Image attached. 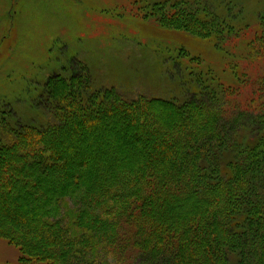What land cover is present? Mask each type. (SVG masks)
<instances>
[{
	"label": "rangeland",
	"instance_id": "obj_1",
	"mask_svg": "<svg viewBox=\"0 0 264 264\" xmlns=\"http://www.w3.org/2000/svg\"><path fill=\"white\" fill-rule=\"evenodd\" d=\"M144 1L0 0V161L7 159L4 151L14 138L13 131L19 132L25 142H31L33 135L38 134L40 139L43 131L61 123L62 115L68 122L66 126L73 119L81 123L77 146L72 141L54 142L64 157L73 154L76 161L88 157V144L92 157L101 146L97 136L109 131L113 140L110 147L120 146L134 137L131 132H119L121 126L127 122L136 125L142 117L140 112L134 121L128 111L111 121L103 112L110 104H101L111 94L129 101L145 97L179 106L196 101L202 110L218 103L231 109L230 115L219 121L225 144L217 145L202 159L200 166L205 170L218 164L222 173L230 172L231 164L245 157L247 148L260 142L259 147L264 145V130L252 124V114L264 112V99L258 93L264 61L250 57L248 51L255 30L264 20V0ZM173 3L214 28L205 34L206 29L197 28L201 35L159 21L154 5ZM91 104L97 108L90 109ZM70 106H77L81 112L67 111ZM143 106L141 115L147 122H141L136 131L146 133L158 128L161 140L176 136L169 127L180 116L177 110L156 105L154 117ZM236 114L243 117L235 120ZM182 116L188 120L186 109H182ZM17 146L22 153L28 150L21 144ZM144 153L133 150L129 155ZM1 174L0 183L11 182ZM97 174H101L99 170ZM255 177L250 178V197L263 200L264 173ZM52 184L57 189L62 186L61 181L52 180ZM24 196L25 192L11 195V191L0 189V222L8 219L6 213L11 212L17 216L25 214L32 223L46 217L37 212L36 202ZM84 196V189H78L54 201L52 207L46 205L53 209L54 217L48 219H60V225L69 226V219L82 207ZM243 223L235 220L234 231L246 232ZM4 229L9 231L6 226ZM226 253L227 264H242L241 250L229 249ZM90 256L88 264L115 261L106 248H99L96 255L91 252ZM159 256L146 254L137 257L133 264H166L165 256ZM20 257V247L0 235V264H21Z\"/></svg>",
	"mask_w": 264,
	"mask_h": 264
},
{
	"label": "trees",
	"instance_id": "obj_2",
	"mask_svg": "<svg viewBox=\"0 0 264 264\" xmlns=\"http://www.w3.org/2000/svg\"><path fill=\"white\" fill-rule=\"evenodd\" d=\"M153 8L159 21L179 28L200 32L197 28L202 27L206 29L204 34L214 28L213 24L197 19L196 14L179 9L176 3L155 4ZM248 48L250 57L264 61V20ZM259 83L262 86L258 93L264 99V75ZM102 103L110 104L103 112L111 121L120 113L131 111L134 121L141 112L143 124L147 122L141 115L143 105L154 117L156 105L177 110L180 116L169 127L176 136L161 140L157 127L141 133L136 131L141 122L136 125L127 122L119 132H131L133 138L111 148L112 131L101 133L97 136L101 146L95 154L91 157L88 144L85 146L88 157L76 161L73 154L64 157L54 142L63 134L67 143L72 141L77 146L81 135L78 120L73 119L66 126L68 122L62 115L61 123L43 131L40 139L38 134L33 135L31 142H25L19 132L13 131L14 138L4 151L7 159L0 161L1 175L11 182L0 183V189L11 191V195L25 192L23 198L36 202L37 212L47 217L32 223L25 214L17 216L10 211L6 213L8 219L0 222V235L20 247L21 264H88L91 252L96 255L99 248H106L114 256V264H133L137 257L146 254L154 257L163 254L166 264H227L229 249L241 250L242 264H264V198L250 197L253 189L250 178L264 173V145L259 147L260 142L252 149L247 148L243 152L245 157H238L227 173H222L218 164L208 170L200 166L217 145L225 144L219 121L222 116L228 117L231 109L218 103L202 110L196 101L180 106L145 97L129 101L118 94L107 95ZM94 107L97 108L91 104L89 108ZM132 107L138 108V112ZM182 109L187 111L186 121ZM71 110L81 112L77 106L67 109ZM241 115L236 114L235 120ZM252 116V124L264 130V112ZM38 140L42 142L36 144ZM20 144L28 150L22 153L16 147ZM133 150L146 153L129 155ZM126 154L127 157L116 159ZM52 180L61 181L62 186L57 189ZM78 189L85 191L83 205L72 213L74 218L69 214L72 219L69 226L60 225V219L49 220L54 217L51 204ZM240 219L245 224L244 233L234 231L233 223Z\"/></svg>",
	"mask_w": 264,
	"mask_h": 264
},
{
	"label": "bare ground",
	"instance_id": "obj_3",
	"mask_svg": "<svg viewBox=\"0 0 264 264\" xmlns=\"http://www.w3.org/2000/svg\"><path fill=\"white\" fill-rule=\"evenodd\" d=\"M55 141H56V142H57V141H58V142H59V141H63V143L67 142V141H66V138L61 137L60 135H58V136L56 137Z\"/></svg>",
	"mask_w": 264,
	"mask_h": 264
}]
</instances>
